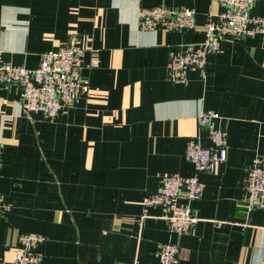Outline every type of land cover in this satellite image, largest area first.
<instances>
[{
	"label": "crops",
	"instance_id": "1",
	"mask_svg": "<svg viewBox=\"0 0 264 264\" xmlns=\"http://www.w3.org/2000/svg\"><path fill=\"white\" fill-rule=\"evenodd\" d=\"M145 7L195 9L196 28L141 31ZM222 11L216 0H0L6 62L35 70L43 53L77 43L90 86L55 119L26 112L19 87H0V199L11 206L0 216V264L28 233L45 239L41 264H161L169 242L179 264H264V210L246 205L249 170L264 156V36L223 41L207 76L191 69L187 85L168 68L170 52L202 43L209 13ZM252 12L264 17V0ZM205 110L220 115L228 160L199 173L196 234L177 235L160 207L142 220V203L163 176L195 173L187 143L213 146L198 123Z\"/></svg>",
	"mask_w": 264,
	"mask_h": 264
},
{
	"label": "built area",
	"instance_id": "2",
	"mask_svg": "<svg viewBox=\"0 0 264 264\" xmlns=\"http://www.w3.org/2000/svg\"><path fill=\"white\" fill-rule=\"evenodd\" d=\"M216 1L223 11L216 15L209 13L204 28L205 40L197 46L170 52L168 68L173 83L187 85V74L191 69H198L203 76H207L209 59L221 51L223 41L264 36V17L255 16L252 12L254 4L261 0ZM196 21L195 9L145 7L139 12L138 26L141 31L162 27L168 33H182L194 30ZM84 58V48L77 43H69L43 53L39 67L30 70L6 62L0 49V87H19L26 112L43 113L55 119L77 106L82 96L90 92V86L83 77ZM96 66V63L93 64V67ZM219 118L220 115L213 110L200 113L198 123L208 130L213 146H204L199 137L187 143L185 159L193 165L195 173L191 176H163L159 189L143 200L142 220L148 217L149 208L160 207L161 219L167 222L171 233L196 234L200 219L192 210L191 203L203 196L204 183L199 173L212 172L218 164L228 160V134L216 126ZM246 195V205L250 211L264 210V156L256 157L251 165ZM181 199L186 202L180 204ZM10 211L11 206L0 199V216ZM44 241V237L39 234L21 235L15 259L7 264H41L43 258L37 249ZM159 258L161 264H179L180 246L164 243L160 247Z\"/></svg>",
	"mask_w": 264,
	"mask_h": 264
}]
</instances>
